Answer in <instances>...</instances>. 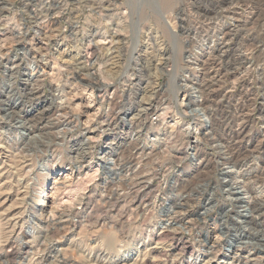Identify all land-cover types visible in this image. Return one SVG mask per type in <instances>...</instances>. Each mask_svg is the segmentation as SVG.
Segmentation results:
<instances>
[{"label": "rangeland", "instance_id": "rangeland-1", "mask_svg": "<svg viewBox=\"0 0 264 264\" xmlns=\"http://www.w3.org/2000/svg\"><path fill=\"white\" fill-rule=\"evenodd\" d=\"M0 112V264H264V0H0Z\"/></svg>", "mask_w": 264, "mask_h": 264}, {"label": "bare ground", "instance_id": "bare-ground-1", "mask_svg": "<svg viewBox=\"0 0 264 264\" xmlns=\"http://www.w3.org/2000/svg\"><path fill=\"white\" fill-rule=\"evenodd\" d=\"M169 2H170V0H168ZM223 1V0H222ZM229 3V2H228ZM221 5H223V4H221ZM202 17V16H201ZM204 19V18H203ZM216 28V27H215ZM215 32V31H214ZM213 32V33H214ZM221 32V31H220ZM204 33V32H203ZM224 33V32H223ZM229 33V32H228ZM209 34V33H208ZM210 35V34H209ZM212 35V34H211ZM217 35V34H216ZM206 36H208V35H206ZM212 36H215V35H212ZM211 36V38H213ZM204 37V36H203ZM222 38V37H221ZM220 38V39H221ZM227 38L226 37H224V38H222V42H224V40L225 41H227L226 40ZM225 43V42H224ZM223 43V44H224ZM224 46V45H223ZM227 50V49H226ZM151 54V53H150ZM212 54V53H211ZM35 65V64H34ZM36 67V66H35ZM234 67V66H233ZM38 68V67H37ZM37 68L35 69V70H37ZM35 76H37V74H31L30 76H29V79L30 78H33V77H35ZM218 101V100H217ZM47 107V106H46ZM161 111V110H160ZM205 112H207V111H205ZM1 113V112H0ZM47 114V113H46ZM205 116H206V118H207V120H209V122H210V116L209 115H207V113L205 114ZM3 120V119H2ZM43 120V119H42ZM48 121V120H47ZM196 129V128H195ZM194 138H195V141H194V143H196V142H198V140H199V136H198V133L196 132V133H194V135H192ZM232 137H234L233 135H232ZM262 145V144H261ZM50 147V146H49ZM236 151V150H235ZM114 160V159H113ZM113 163H115V160H114V162ZM112 163V164H113ZM110 164V163H109ZM239 175H240V172L238 173ZM241 176V175H240ZM244 176V175H243ZM234 179V178H233ZM243 181V180H242ZM47 185V183L45 184V187L43 188V190H44V193H43V195H41V193H40V202L38 203V205H40L41 206V208L43 209V205H45V208H47L48 207V205H49V199H48V196H49V192H48V187L46 186ZM253 185V184H252ZM241 186V185H240ZM244 187V186H243ZM245 188V187H244ZM241 192V191H240ZM37 197V196H36ZM250 197V196H249ZM249 197L247 196V198H248V200L247 199H245V197H243V195L241 196H239V198H240V203L241 204H243L245 207H247L246 205L249 203V201H251V198L249 199ZM238 199V198H237ZM257 199V198H256ZM183 203V202H182ZM261 203V202H260ZM36 211V210H35ZM34 213V212H33ZM246 214V215H245ZM244 214V216H247V213H245ZM35 215V214H34ZM32 216V213H30V217ZM42 217H43V215H41ZM249 216V215H248ZM247 216V217H248ZM246 217V218H247ZM242 223V222H241ZM258 245V244H257ZM1 259V258H0Z\"/></svg>", "mask_w": 264, "mask_h": 264}]
</instances>
